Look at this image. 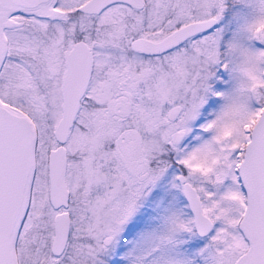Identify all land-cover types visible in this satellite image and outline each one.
I'll return each instance as SVG.
<instances>
[{"label": "snow or ice", "instance_id": "snow-or-ice-1", "mask_svg": "<svg viewBox=\"0 0 264 264\" xmlns=\"http://www.w3.org/2000/svg\"><path fill=\"white\" fill-rule=\"evenodd\" d=\"M0 264H264V0H0Z\"/></svg>", "mask_w": 264, "mask_h": 264}]
</instances>
